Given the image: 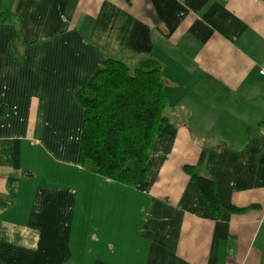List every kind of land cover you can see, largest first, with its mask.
I'll use <instances>...</instances> for the list:
<instances>
[{
	"label": "crops",
	"instance_id": "crops-1",
	"mask_svg": "<svg viewBox=\"0 0 264 264\" xmlns=\"http://www.w3.org/2000/svg\"><path fill=\"white\" fill-rule=\"evenodd\" d=\"M105 59L158 62L180 111L136 188L78 166ZM262 67L264 0H0V264H264Z\"/></svg>",
	"mask_w": 264,
	"mask_h": 264
},
{
	"label": "trees",
	"instance_id": "trees-1",
	"mask_svg": "<svg viewBox=\"0 0 264 264\" xmlns=\"http://www.w3.org/2000/svg\"><path fill=\"white\" fill-rule=\"evenodd\" d=\"M83 112L78 166L84 171L128 188L142 185L150 172V151L168 119L167 95L161 67L151 59L130 69L114 59H105L88 83L75 93ZM202 197L209 217L224 211L240 214L244 209L223 208L214 181L183 166Z\"/></svg>",
	"mask_w": 264,
	"mask_h": 264
},
{
	"label": "rangeland",
	"instance_id": "rangeland-1",
	"mask_svg": "<svg viewBox=\"0 0 264 264\" xmlns=\"http://www.w3.org/2000/svg\"><path fill=\"white\" fill-rule=\"evenodd\" d=\"M169 105H167V108L165 109V117L170 120V122L175 125L176 123H180V116H178L180 114V111H177V110H173L172 107H168ZM178 127V125L176 126ZM159 144L157 143L156 146H158ZM155 146V148H156ZM154 148V149H155ZM196 172L200 173V171H198V169L196 168ZM201 174V173H200ZM128 213H131V214H137L138 213V210H135L134 212H128Z\"/></svg>",
	"mask_w": 264,
	"mask_h": 264
},
{
	"label": "built area",
	"instance_id": "built-area-1",
	"mask_svg": "<svg viewBox=\"0 0 264 264\" xmlns=\"http://www.w3.org/2000/svg\"><path fill=\"white\" fill-rule=\"evenodd\" d=\"M259 74L261 77L264 78V67H262L260 70H259Z\"/></svg>",
	"mask_w": 264,
	"mask_h": 264
}]
</instances>
